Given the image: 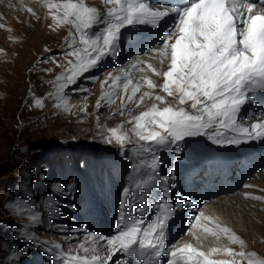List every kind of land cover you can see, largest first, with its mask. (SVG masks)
<instances>
[{"label":"rangeland","instance_id":"rangeland-1","mask_svg":"<svg viewBox=\"0 0 264 264\" xmlns=\"http://www.w3.org/2000/svg\"><path fill=\"white\" fill-rule=\"evenodd\" d=\"M48 2L0 0V25H3L0 27V264H13L14 260L15 264H59L55 260L58 250L52 248L54 244H61L64 251L71 247L73 254L83 255L77 246L81 243L90 246L89 234L106 237L115 234L121 202L134 205L133 200L122 197L124 187L132 190L130 196L139 198L143 194L146 200L155 197L159 201L162 192L151 189L142 193L135 189L134 181L143 178L133 171V165L139 160L134 155L135 137L124 150L114 142L107 143L105 137L112 127L121 126V130L128 131L131 128L128 121L153 103L165 106L155 101V95L165 96L167 104L175 105V99L168 97L159 87L148 89L143 83V78L147 77L157 85L163 84L162 75H155L147 64L161 73L167 70V61L161 64L150 47L160 46L155 41L165 29L173 27L175 14H170L157 28L132 25L123 29L115 56L106 57L96 69L85 74V77L96 79L82 77L72 86L87 91L74 94L71 89L66 90L72 107L65 112L55 108L54 101L46 97L54 91L49 81H55L68 66L70 57L64 55L67 50L65 42L74 29L69 24H55L47 9ZM85 2L106 11L107 6L102 0ZM175 2L179 4V0H152L151 6L162 10ZM252 2L258 6L261 4V0ZM185 3L186 0H182L179 5ZM28 8L35 14L29 13ZM138 58L146 63L134 69L132 64ZM120 69L128 71L133 83L141 84V91L125 105L128 109L123 108V116L119 114V97L113 113L107 110L106 103H102L99 109L96 107L101 82L108 72L123 75ZM5 77L8 78L3 84ZM145 91L151 92L152 98L146 97L142 106L137 108L135 101ZM120 94L124 95L122 88ZM36 99L43 100L44 107L35 106ZM249 104L254 111L242 118L254 122L258 118L264 119V98H255ZM82 107L86 108L85 112L80 111ZM182 107L192 111L190 104ZM93 114L97 116L96 120L91 118ZM180 148L179 153L171 148L160 149L157 153L159 166L156 174L169 177L167 202L180 205L173 208V217L166 230V244L172 246L178 242L189 227L193 213L196 214L186 213L188 209L184 207H188L187 203L198 201L200 206L226 195L230 196L226 202L221 199L214 203L218 213L227 217L228 228L244 241L243 250L264 259V201L255 195L264 193V138L221 146L200 136L186 138L180 142ZM227 151H233L235 155L226 170L231 159ZM222 164L225 166L220 167ZM256 176L261 177L260 180ZM56 185L63 191H55ZM242 190L252 193L242 194ZM56 201L60 207L53 212L48 205ZM22 208L38 210L40 223L32 224L28 212H22ZM156 211L152 208L144 213L145 220ZM25 231L35 239L31 242L22 239L20 233ZM194 231L199 239L192 236L191 243L203 251L220 246L241 250L223 235L216 240L202 230ZM100 252L107 254L103 247ZM124 259L129 258L117 253L111 264L116 260L123 264ZM160 259L166 262L167 256Z\"/></svg>","mask_w":264,"mask_h":264},{"label":"snow or ice","instance_id":"snow-or-ice-1","mask_svg":"<svg viewBox=\"0 0 264 264\" xmlns=\"http://www.w3.org/2000/svg\"><path fill=\"white\" fill-rule=\"evenodd\" d=\"M102 3L107 6L103 12L88 6L85 0H60L58 3L49 0L47 3L55 24H69L74 32H70L65 42L64 55L71 59L67 60L68 66L55 81H49L54 91L49 92L46 99L53 100L55 108L69 111L72 106L66 90L71 89L74 94L87 91L72 86L82 77L96 79L85 77V74L96 69L106 57L115 56L123 29L132 25L157 28L170 14H175L173 27L165 29L155 41L160 46L150 47L161 64L167 61V70L161 73L147 64L155 75H162L163 84L157 85L152 79L143 78L148 89L159 87L175 99V105L167 104L165 96L155 95V101L165 106L153 103L128 121L131 124L128 131L121 130V126L112 127L105 137L107 143L114 142L121 150L132 144V137H135L134 155L139 160L133 165V171L143 177L134 181L135 189L142 193L151 189L162 192L159 201L155 197L146 200L143 194L139 198L130 196L132 190L124 187L122 197L130 198L134 205L121 202L115 234L110 237L89 234L90 246L83 243L77 246L83 255L73 254L71 247L64 251L61 244H54L52 248L58 250L55 260L59 264H111L113 257L122 253L129 258L124 259L123 264H134V261L138 264H264V259L243 250L244 241L231 229L198 209L184 234L199 239L194 231L199 229L216 240L223 235L241 250L220 246L203 251L190 242L168 246L166 230L173 217V208L180 205L167 202L169 177L156 174L159 150L171 148L179 153L180 142L186 138L204 136L221 146L264 138V119L248 125L240 115L243 107L254 100V93L264 92V0H261L259 10L252 0H186L184 5L173 4L162 10L152 7V0H102ZM26 10L35 14L31 8ZM93 29L96 30L93 32ZM141 63L146 62L138 58L132 67L135 69ZM119 71L123 75L108 72L101 82L96 107L99 109L102 103L114 104L119 97V114L123 116V108L141 91V84L133 83L127 70ZM121 88L124 95L120 94ZM146 97L152 98V93L143 92L135 106L141 107ZM186 104H190L191 112L182 107ZM35 106L44 107L43 100L36 99ZM80 111L85 112L86 108L82 107ZM55 191L62 192L63 189L56 185ZM48 207L53 212L58 211L59 201L50 202ZM152 208L157 211L146 221L143 214ZM21 211L28 212L32 224L40 223L38 210L22 208ZM20 236L29 242L35 239L27 231ZM101 247L106 255L101 254ZM165 255L166 262L161 261ZM115 264H121V260H116Z\"/></svg>","mask_w":264,"mask_h":264},{"label":"bare ground","instance_id":"bare-ground-1","mask_svg":"<svg viewBox=\"0 0 264 264\" xmlns=\"http://www.w3.org/2000/svg\"><path fill=\"white\" fill-rule=\"evenodd\" d=\"M180 3H182V0H179V4ZM175 4H177L176 2H175ZM258 6V5H257ZM257 10H259V6H258V8H257ZM50 28V27H49ZM51 29V28H50ZM122 55V54H121ZM69 58V57H68ZM69 59H71V58H69ZM120 75V74H119ZM7 78L8 77H5V78H3V81H2V83L4 84L5 83V81L7 80ZM15 80H17V79H15ZM262 95H264V92H260V91H258L257 93H254L253 94V96H254V99L256 98H259V97H263L264 98V96H262ZM250 103V102H249ZM249 103H247L244 107H243V109H242V112H241V117L242 116H248V115H250L251 113H252V111H254V108H251L250 107V104ZM262 107V106H261ZM124 108H126V109H128V107H124ZM107 110L109 111V112H111V113H113V112H115V110H116V106L114 105V104H111V105H107ZM126 111V110H125ZM91 118L92 119H97V116L96 115H92L91 116ZM252 119H254V118H252ZM259 119V118H258ZM263 119V118H262ZM245 122H246V124H248V125H250L252 122H254V121H252L251 119H247V120H245ZM263 143V142H262ZM227 153H228V157L229 158H231L232 156H234L235 155V153L233 152V151H227ZM243 156V155H242ZM234 161V159H230L229 160V162L227 163V166H225V164H222L220 167H224L225 166V168H226V170L227 169H229V168H227V167H229L230 166V164L232 163ZM206 165L208 166V164L206 163ZM211 167V166H210ZM212 170V168H210V171ZM211 173V172H210ZM258 175V174H257ZM263 176H264V173H263ZM256 178H259L258 176H256ZM261 178V177H260ZM260 178H259V180H260ZM255 183H257L256 181H254ZM259 185V184H258ZM252 190V189H251ZM259 191V190H258ZM241 193L242 194H247V195H250V193H252V192H250L249 190H242L241 191ZM238 195V194H237ZM252 195V194H251ZM255 195L258 197H261V200L262 201H264V193H259V194H257V193H255ZM228 197H230V196H226V195H222V196H219V197H217V198H215V199H213V200H210V201H208V202H206V203H203V204H201L200 206H199V202L198 201H191V202H189V203H187V205H188V207H184V209H188V211L186 212L188 215H191V213L192 212H196V214H197V209L199 210V211H203L204 213H205V215H208V216H211V217H213L214 218V220H217V221H219L220 222V224L221 225H223V226H226V227H229L230 226V223H229V220L227 219V217H223V216H221V214H219L218 213V210H217V208H216V205L214 204V203H216L217 201H219L220 202V200L222 199V202H226L229 198ZM218 202V203H219ZM217 203V204H218ZM189 205H191V207L189 206ZM197 206H199V207H197ZM193 216H194V213H193ZM115 229V228H114ZM187 231V230H186ZM186 233V232H185ZM196 235H198V234H196ZM191 238H192V235L191 234H184V236L182 237V238H180L179 239V241L178 242H176V243H185V242H190L191 243ZM228 240V239H227ZM229 241V240H228ZM239 246V245H238ZM244 249H245V247H244ZM260 259V258H259Z\"/></svg>","mask_w":264,"mask_h":264}]
</instances>
